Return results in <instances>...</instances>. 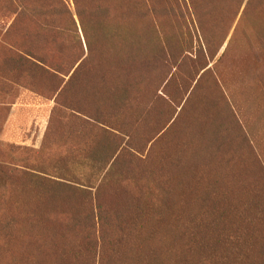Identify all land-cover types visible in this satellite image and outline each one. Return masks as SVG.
<instances>
[{
  "label": "rangeland",
  "instance_id": "374dc122",
  "mask_svg": "<svg viewBox=\"0 0 264 264\" xmlns=\"http://www.w3.org/2000/svg\"><path fill=\"white\" fill-rule=\"evenodd\" d=\"M181 1L0 0V264H264V0L220 53Z\"/></svg>",
  "mask_w": 264,
  "mask_h": 264
},
{
  "label": "trees",
  "instance_id": "16d2710c",
  "mask_svg": "<svg viewBox=\"0 0 264 264\" xmlns=\"http://www.w3.org/2000/svg\"><path fill=\"white\" fill-rule=\"evenodd\" d=\"M217 1H220V0H197V2L202 3V4L217 3ZM181 2H185L188 5V7L192 3H194L193 0H182ZM223 3H226L228 5V8L224 12H219V11H215V10H204L201 12H195V11H192V9L189 7L190 18L193 20L197 19L199 21L198 24L195 22L196 23V25H195L196 29H195V31H192V35H195V33H196V35L198 36V40L196 38L194 39V45L196 46V45H198V43H200L201 47L204 48L206 53L209 51H215L217 53L219 52L220 48L224 45L226 40L229 38V33H230L231 28H232V26L236 20V16L240 13V10L243 8L244 13H248L249 7L252 4H255L256 2L254 0H223ZM100 11H103V14H105V15H106V13H108L106 6L105 7H98L96 14L102 15L100 13ZM250 11H253V10H250ZM79 12H80V10L79 11H78V9L75 10L76 18H77V16L80 15ZM230 13H232V15H229ZM259 15L260 14H257V16H259ZM223 30H225L227 32L224 33ZM206 35H211L214 38L211 40L206 39L205 38ZM117 38L119 40H121V36L117 37ZM86 44H87V46H86ZM132 46H135V43L134 44L132 43ZM84 48H85L83 51L85 53L84 56L82 58H79L77 60V62L73 63V65L70 67L73 70L69 75L70 80L72 77L77 76L79 74L78 73L79 68H81V66L84 63L87 64L86 61L88 62V56H89V50H90L89 48H91L90 43H88V41H87V43L85 42ZM131 51H132L131 54L126 53L125 55L128 57L129 56L133 57L132 59H126V60L132 61V62H125V63L132 65L135 54L138 52L135 49H133ZM182 60H183V57H182ZM134 61H136V60H134ZM38 63L40 64V62H38ZM146 65H148V62H146ZM178 67L179 66H176L173 68V72L168 77V79L170 81L176 77ZM207 68H208V64L205 65L203 68L198 69L197 71L192 73V80L190 82V78H189V84H188L187 90H190L195 84L197 85L198 81L204 76H210L212 78V75L210 74L211 70H208ZM200 73H201V75H199ZM189 77H190V75H189ZM165 80H167V78ZM169 80L166 82V84H168L170 82ZM213 81H214V79H213ZM214 83L216 84L215 81H214ZM196 85L193 87L192 92L196 89ZM69 91H70V87L68 89V94H69ZM63 93H65V91H63V89H62V93L60 92L59 94H63ZM70 108H72V107H70ZM74 109L75 110H73V108H72L71 111L73 113H75L77 116L81 117L83 115L81 113V110L76 109V108H74ZM160 132H158V134ZM164 195H166V194H164Z\"/></svg>",
  "mask_w": 264,
  "mask_h": 264
},
{
  "label": "crops",
  "instance_id": "0c3cea01",
  "mask_svg": "<svg viewBox=\"0 0 264 264\" xmlns=\"http://www.w3.org/2000/svg\"><path fill=\"white\" fill-rule=\"evenodd\" d=\"M254 15L256 14H253L252 12H248V13H244L243 11V8L240 10V13L236 16V20L231 28V31L229 33V38L226 40L227 42L224 43V45L220 48L219 50V53L223 50H225L227 48V45L229 44L230 40H231V37L233 36L234 32L237 30L238 26H240V21H244L246 19H250L252 18ZM242 27H246L247 28V25L245 23L242 22L241 24ZM245 33V31H244ZM219 60V55H217V58L215 60V62H210L209 63V68L208 70H211V72H214L212 66ZM216 76V75H215ZM217 78V77H216ZM169 79L165 80L164 82H162L155 90L154 92L152 93L151 97H150V101H148V105L147 107L145 108L146 111H149V115H152L155 111V106H156V103L158 100L162 99L164 101H166L167 103H165L166 105V108L168 109V112L172 111L173 109H175L174 111V114H175V117L172 118V120H170L168 123H166V127L156 136H155V139H154V142L160 138V136L162 134H164L166 131L169 130L170 126H172V124L174 123L176 117L178 116V114H180L182 111H183V107L185 106V104L187 103V100L190 96V93L192 92L193 90V87L196 85H194L190 90H188L186 96L183 95V97L181 98V100H175L177 105L179 104V106H175L174 103H173V97L169 94V86L173 83L172 81H170L168 84H166V82L168 81ZM211 80V78H210ZM218 85H219V88L222 89L223 93H224V99H225V107L226 106H230L229 107V110H232L233 112V117H232V122L235 124V121H236V116H237V102H236V98L233 97V94H231V87H229V93H227V91L222 87V84L221 82L218 80ZM175 86L178 88V90L180 92H183V88L181 86V84H179L178 82L175 83ZM231 86V85H229ZM235 96V94H234ZM173 109H172V108ZM172 109V110H171ZM207 115L210 119L213 118V115H212V112L211 110L209 109L207 111ZM153 143V142H152ZM151 143V144H152Z\"/></svg>",
  "mask_w": 264,
  "mask_h": 264
}]
</instances>
